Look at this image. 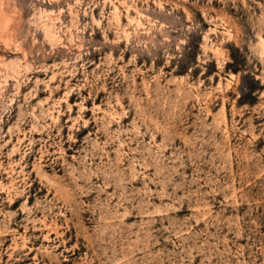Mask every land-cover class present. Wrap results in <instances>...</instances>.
I'll use <instances>...</instances> for the list:
<instances>
[{
	"label": "rangeland",
	"instance_id": "rangeland-1",
	"mask_svg": "<svg viewBox=\"0 0 264 264\" xmlns=\"http://www.w3.org/2000/svg\"><path fill=\"white\" fill-rule=\"evenodd\" d=\"M0 264H264V0H0Z\"/></svg>",
	"mask_w": 264,
	"mask_h": 264
}]
</instances>
